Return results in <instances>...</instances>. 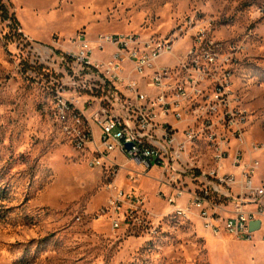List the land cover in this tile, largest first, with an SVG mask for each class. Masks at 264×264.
<instances>
[{
  "label": "rangeland",
  "instance_id": "obj_1",
  "mask_svg": "<svg viewBox=\"0 0 264 264\" xmlns=\"http://www.w3.org/2000/svg\"><path fill=\"white\" fill-rule=\"evenodd\" d=\"M0 5L7 11L0 9V264H264V228L245 242L206 231L196 216H173L165 199L156 197L171 192L157 181L167 179L156 171L141 177L137 187L147 198L149 225L112 230L101 210L111 183H127L128 167L116 177L91 168L54 112L56 82L65 76L58 57L78 38L179 35L174 55L181 56L192 48L191 35L204 29L225 48L239 49L233 87L247 111L246 139L264 144V0H0ZM111 53L107 47L94 57ZM172 61L166 56L160 64ZM257 157L255 183L264 186V156Z\"/></svg>",
  "mask_w": 264,
  "mask_h": 264
},
{
  "label": "built area",
  "instance_id": "obj_2",
  "mask_svg": "<svg viewBox=\"0 0 264 264\" xmlns=\"http://www.w3.org/2000/svg\"><path fill=\"white\" fill-rule=\"evenodd\" d=\"M191 36L192 48L181 56L174 55L179 35L78 38L58 57L65 76L56 82L54 112L91 168L116 177L128 167L127 183H111L101 210L112 230L149 225L147 198L137 187L156 171L171 191L156 197L173 216H196L214 235L250 242L264 228V186L254 181L264 144L246 139L247 111L233 87L239 49L204 29ZM107 47L106 59L94 57ZM166 56L171 65L160 64ZM254 221L260 228L251 231Z\"/></svg>",
  "mask_w": 264,
  "mask_h": 264
},
{
  "label": "water",
  "instance_id": "obj_3",
  "mask_svg": "<svg viewBox=\"0 0 264 264\" xmlns=\"http://www.w3.org/2000/svg\"><path fill=\"white\" fill-rule=\"evenodd\" d=\"M131 148V145H127V149L129 150ZM260 221H254L250 224V230L251 231H256L260 228Z\"/></svg>",
  "mask_w": 264,
  "mask_h": 264
},
{
  "label": "trees",
  "instance_id": "obj_4",
  "mask_svg": "<svg viewBox=\"0 0 264 264\" xmlns=\"http://www.w3.org/2000/svg\"><path fill=\"white\" fill-rule=\"evenodd\" d=\"M0 9H2V10L4 9V15H5V14L7 15V11H5L6 8H5L3 5H2V6L0 5ZM5 17H6V16H5Z\"/></svg>",
  "mask_w": 264,
  "mask_h": 264
},
{
  "label": "crops",
  "instance_id": "obj_5",
  "mask_svg": "<svg viewBox=\"0 0 264 264\" xmlns=\"http://www.w3.org/2000/svg\"><path fill=\"white\" fill-rule=\"evenodd\" d=\"M96 59H99V58H96ZM150 180V179H149ZM124 186H125V183H124ZM141 191V190H140ZM186 200H187V198H186ZM185 202H187V201H185ZM185 204V203H184Z\"/></svg>",
  "mask_w": 264,
  "mask_h": 264
},
{
  "label": "bare ground",
  "instance_id": "obj_6",
  "mask_svg": "<svg viewBox=\"0 0 264 264\" xmlns=\"http://www.w3.org/2000/svg\"><path fill=\"white\" fill-rule=\"evenodd\" d=\"M254 181H255V178H254Z\"/></svg>",
  "mask_w": 264,
  "mask_h": 264
}]
</instances>
